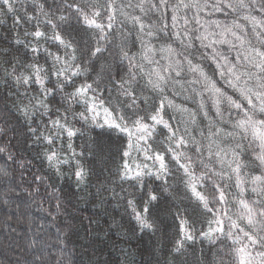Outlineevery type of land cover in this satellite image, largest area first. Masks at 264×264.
Segmentation results:
<instances>
[{"label":"clouds","instance_id":"obj_1","mask_svg":"<svg viewBox=\"0 0 264 264\" xmlns=\"http://www.w3.org/2000/svg\"><path fill=\"white\" fill-rule=\"evenodd\" d=\"M0 264H264V0H0Z\"/></svg>","mask_w":264,"mask_h":264}]
</instances>
